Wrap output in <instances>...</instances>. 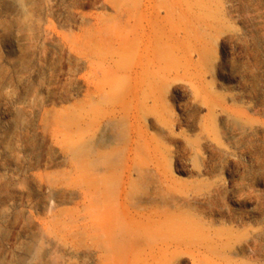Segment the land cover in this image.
<instances>
[{
	"label": "rangeland",
	"instance_id": "1",
	"mask_svg": "<svg viewBox=\"0 0 264 264\" xmlns=\"http://www.w3.org/2000/svg\"><path fill=\"white\" fill-rule=\"evenodd\" d=\"M93 134L154 182L166 264H264V0H0V258Z\"/></svg>",
	"mask_w": 264,
	"mask_h": 264
},
{
	"label": "bare ground",
	"instance_id": "2",
	"mask_svg": "<svg viewBox=\"0 0 264 264\" xmlns=\"http://www.w3.org/2000/svg\"><path fill=\"white\" fill-rule=\"evenodd\" d=\"M237 116L234 111L233 117ZM115 118V110L100 114L95 129H110ZM49 128L46 124L45 144ZM246 129L252 131L253 126ZM94 137L82 135L69 141L67 154L73 163L57 175H42L41 189L50 193L45 215H37L33 207L4 211L5 217L13 216L14 223L5 232L11 247L0 264L167 263L171 245L167 212L163 206L138 200L149 195L154 182L138 172L131 153L124 164L117 163L119 150L97 144ZM30 224H37L38 229L26 231L23 240L13 244L16 228Z\"/></svg>",
	"mask_w": 264,
	"mask_h": 264
}]
</instances>
